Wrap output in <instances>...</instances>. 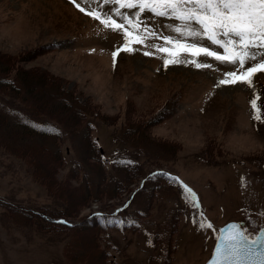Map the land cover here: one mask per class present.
<instances>
[{"label": "rangeland", "instance_id": "374dc122", "mask_svg": "<svg viewBox=\"0 0 264 264\" xmlns=\"http://www.w3.org/2000/svg\"><path fill=\"white\" fill-rule=\"evenodd\" d=\"M99 28L71 0H0V67L11 76L16 62V67L47 70L75 99L109 118L87 116L103 175L75 163L83 161L80 151L54 125L61 134L51 150L59 147L63 160L59 165L51 155L45 159L53 196L32 175L38 153L32 159L29 152L21 154L16 147L25 140L9 135L17 122L43 129L53 122L33 116L21 94L0 92V264H204L220 226L235 221L258 229L261 222L264 122L252 118L253 89L239 82L217 86L231 69L211 59L220 71L191 64L165 69L162 58L172 57L165 52L145 57L143 51L155 50L143 43L128 45L138 49L132 54L118 52L114 66L111 53L122 37L97 34ZM125 29L141 40L147 35L135 21ZM149 43L176 51L160 38ZM253 79L258 105L264 104V72ZM180 183L197 194L199 209L185 202ZM66 186L74 199L78 190L90 194L73 225H48L37 213L51 210L58 216L67 205L59 193ZM105 188L110 190L101 192ZM200 213L212 229L193 224Z\"/></svg>", "mask_w": 264, "mask_h": 264}, {"label": "snow or ice", "instance_id": "6c2138e0", "mask_svg": "<svg viewBox=\"0 0 264 264\" xmlns=\"http://www.w3.org/2000/svg\"><path fill=\"white\" fill-rule=\"evenodd\" d=\"M71 2L81 13L99 22L97 34L101 31H112L121 35L123 44L111 53L114 66L118 52L132 54L138 50L128 46L132 43L137 45L143 43L144 47L155 50L143 51L145 57L153 56L155 52H165L171 56L172 59L162 58L165 69L169 65L191 64L197 69L220 71L208 62L211 59L231 69L222 73L224 78L218 80L217 86L236 85L239 82L253 89L254 98L250 100L252 118L264 122V104L258 105L260 97L256 95L253 79L258 71L264 72V0H80L79 3L77 0H71ZM114 17H118L119 22ZM159 19L170 22L160 25ZM153 20L157 23L152 24L150 28L149 24ZM133 21L136 27L143 28L147 33L143 40L125 29V25L131 26ZM160 28H164L167 34L161 32ZM155 38L162 39L165 44L171 43L176 51L163 44L149 43L150 39ZM46 127L50 133L61 134L54 125ZM170 179L177 182L175 178ZM246 184V179L242 177V186ZM180 187L183 189L185 202L199 209L197 194L185 184L180 183ZM258 216L261 221L258 229L244 227L238 222L220 229L207 264H264V211L259 212ZM107 222L122 223L117 220ZM250 223L255 224L256 221ZM193 224L200 230L213 228L203 213H200L198 220L193 219Z\"/></svg>", "mask_w": 264, "mask_h": 264}, {"label": "trees", "instance_id": "16d2710c", "mask_svg": "<svg viewBox=\"0 0 264 264\" xmlns=\"http://www.w3.org/2000/svg\"><path fill=\"white\" fill-rule=\"evenodd\" d=\"M17 63V62H16ZM13 66V76L9 73L7 67H0V92L7 88L5 95L14 97V93L21 94L22 101L28 106V111L36 117L47 118L53 125H59L63 129V132L70 139L72 147L78 149L82 156L83 161H78L79 167L87 163L88 169H98V173L103 175V161L100 156V151L96 148L94 140L90 137L89 132L91 127L88 125L87 116L99 117L101 120L108 122L109 118L103 113L99 112L97 106H93L90 103L82 102L80 99H75L71 90H67L62 80L55 74L42 69H24ZM74 93V92H73ZM95 112V113H94ZM1 116V115H0ZM2 117V116H1ZM3 118V117H2ZM4 120V119H3ZM34 124L27 122H17L12 124L10 129V137L15 139V135L19 136L24 142L21 143V147H16L21 151V154L27 152L30 153L28 157L30 159L36 158L38 153L39 157L35 159V169L32 170V175L36 180L44 183L49 194L54 195L50 190L53 183V177L50 172V168L47 167L45 159L47 156L53 157L55 162L60 165V159L63 160V155L60 152V148L57 147L51 150V145L58 140V136L54 133H50L47 128L33 127ZM13 132V133H12ZM32 136L35 141L28 139ZM88 144V145H87ZM28 154V153H27ZM19 156H21L19 154ZM25 158V157H23ZM124 169V167H121ZM54 172V171H53ZM71 179L74 176H70ZM99 179L104 180V176H100ZM116 179V177H114ZM113 179V180H114ZM128 179V175H127ZM120 183H122L119 178ZM115 186V185H114ZM114 191H116V187ZM73 191L72 188L66 186L62 188L59 193L63 194L67 199V205L63 211L56 213L51 210L42 212V215L48 222V225L53 223L68 227L72 217L78 213V206L87 200L90 194V190L82 192L80 190L77 199L68 195V191ZM99 191V188L97 189ZM109 188H105L102 191H109ZM68 201L70 203H68ZM51 211V212H50ZM55 214V215H54ZM64 221L65 223H61ZM51 223V224H50ZM71 225V226H72Z\"/></svg>", "mask_w": 264, "mask_h": 264}, {"label": "water", "instance_id": "95a60500", "mask_svg": "<svg viewBox=\"0 0 264 264\" xmlns=\"http://www.w3.org/2000/svg\"><path fill=\"white\" fill-rule=\"evenodd\" d=\"M231 223H237V222H235V221H229V222H227V223H225L224 225H222V226H220L219 227V230L220 229H222V228H226V226L227 225H229V224H231ZM238 223H240L241 224V222H238ZM220 233H219V231H218V235H219ZM215 244H216V241H215V243H214V246H213V249H212V252H211V255H210V257L205 261V263L204 264H207V262L209 261V259L211 258V256H212V253H213V250H214V247H215Z\"/></svg>", "mask_w": 264, "mask_h": 264}]
</instances>
